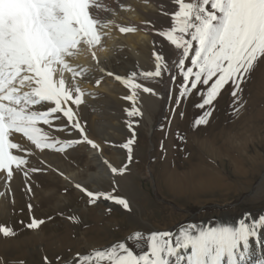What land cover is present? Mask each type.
Listing matches in <instances>:
<instances>
[{
	"label": "rangeland",
	"instance_id": "rangeland-1",
	"mask_svg": "<svg viewBox=\"0 0 264 264\" xmlns=\"http://www.w3.org/2000/svg\"><path fill=\"white\" fill-rule=\"evenodd\" d=\"M150 3L154 8L147 12L140 11L138 25H132L135 31H143L147 35V39L138 44V51L131 53L127 51L125 43L124 46L119 45L110 58L103 62L104 74L99 75L98 69L89 67L77 81L79 83L75 84L79 88H88V83L91 82L92 86L88 89H94V93L91 91L94 102L87 104L88 109L80 121L82 126H89L87 123L93 117L96 127L99 126L100 129L98 128L97 133L92 132L91 124L90 130H86L84 135L100 144L103 156L112 166L119 169L124 164L128 165L125 174H114V183L102 180L96 181L95 188L89 182L85 186L93 192H111L127 198L131 211L103 198L98 199L95 204H89V198L83 191L81 192L87 197V203H83L84 198L80 196L82 203L76 208L73 205L56 206L55 199L49 203L42 202L41 206L45 205L59 220L69 219L70 216L77 218L76 221H68L67 231L70 233L66 237L69 239L65 240L62 247L58 243L54 245L46 256L42 254L44 257L37 253L30 259L31 263L26 261L31 258V246L25 245L21 252L16 248L5 249L3 255L0 253V261L4 264H19L20 261L23 264H37L32 261L40 262L45 257L49 264H65L66 261L74 262L77 253L86 254L93 248L107 247L125 240L134 231L148 233L163 230L178 233L187 224L236 226L242 218L250 222L264 214V58L257 62L254 70L241 84L242 92L239 93L240 99L236 105H233L232 86L229 83L214 100V111L207 125L193 128L194 120L204 111L196 107L202 97L197 95V90H192L187 96L182 95V84L185 83L183 72L187 67H193V71L198 70L190 63L196 42H193L189 56L184 58L185 67L180 68L175 63L179 58L178 50L170 45L166 37L159 35V30L170 26L171 17L165 13L175 11L176 6L171 0H151ZM91 51L98 50L94 47ZM154 52L163 56L168 67L166 70L162 67L160 77L146 78L140 73L155 70ZM130 73H137L135 82L153 89L155 93L144 92L143 88L135 90V107L142 113L137 116H130L126 111L134 107L132 101L125 99L132 89L115 78L127 77ZM97 80H100L99 85ZM211 82L209 85H198V90L206 89ZM110 83L109 90H104L103 93L97 91L102 84L108 86ZM94 104L98 106L97 110H92ZM241 104L243 107H239ZM74 105L69 101L65 107H72L75 113ZM51 106L53 105L49 103L43 107ZM233 107L239 108L238 113L233 112ZM35 110H41L40 106H36ZM62 125H68L67 130H59ZM40 126L53 139L83 141L79 130L72 128L62 114L60 119H53L50 125ZM133 131L135 142L131 146L132 161L128 163L127 150L121 145L132 137ZM178 133L184 137L183 140L179 139ZM92 149L87 142H80L72 144L62 152L48 150L56 154L69 153L72 158L70 160L74 162V156L78 159L84 157L75 155L77 150L85 151L86 154L92 152ZM94 168L96 169L94 165H90L89 169ZM55 185L61 187L59 182ZM9 195L8 193L7 196ZM91 206L96 209L92 216L77 214L79 209ZM24 207L22 203L17 214H21ZM17 214L14 216L16 222ZM6 216L9 215L6 213L4 217L0 216V225L9 226V218ZM86 227L91 229L82 237L80 232ZM54 230H61V225H55ZM14 231L17 235L18 230ZM258 240L264 244V227L258 231L257 236L249 238L247 255L254 251ZM125 242L130 246L135 243L131 240ZM40 247L37 243L35 251L40 250ZM22 255L25 256L24 259H13ZM254 257L252 264H258L260 259L258 256ZM243 264H247L245 260Z\"/></svg>",
	"mask_w": 264,
	"mask_h": 264
},
{
	"label": "snow or ice",
	"instance_id": "snow-or-ice-1",
	"mask_svg": "<svg viewBox=\"0 0 264 264\" xmlns=\"http://www.w3.org/2000/svg\"><path fill=\"white\" fill-rule=\"evenodd\" d=\"M171 3L176 10L165 13L171 17L170 26L159 30V35L166 37L178 50L179 58L175 63L182 69L185 67L184 58L189 56L193 42H196L190 63L198 70L187 67L183 72L185 83L182 84V95L197 90V95L202 97L196 107L204 111L193 122L192 126L196 128L207 125L214 111V100L229 83L233 105L237 104L241 84L257 62L264 58V0H171ZM106 11L109 9L103 5V0H0V171L5 173L7 180L13 176V165L19 170L27 163L13 150L29 151L14 142L11 138L14 133L22 134L41 151L54 149L62 152L80 142L99 147L84 135V128L75 118L72 107H65L69 101L75 105L83 103L84 93L78 86L67 84L64 73H71L74 79L88 71L87 67L77 71L78 66H72L68 58L77 55L82 45L92 49L102 44L107 35L103 29L112 23L100 16ZM119 30L128 33L135 28L119 26ZM153 55L155 70L140 73L146 78L160 77L162 67L165 70L168 67L161 54L154 52ZM92 57L96 59L95 52ZM136 76L137 73H130L127 77H115L132 89L125 97L134 105L131 110H126L130 116L142 114L135 107L136 89L143 88L144 92L155 94L153 89L136 83ZM210 81V86L198 90V85H209ZM96 83L99 85L100 80ZM49 103L53 106L43 107ZM36 106L41 110H35ZM232 110L238 113L239 108L233 107ZM61 114L72 128L79 130L83 141L53 139L40 126L50 125L53 119H60ZM67 128L68 125H62L59 130ZM178 137L184 139L179 133ZM134 142L133 131L132 137L121 145L127 150L128 163L132 161ZM109 167L112 174L123 175L128 165L119 169ZM23 175L27 176L28 172ZM75 186L87 195L89 204L103 198L131 211L130 202L125 197L111 192H93L81 184ZM28 208L31 211L32 205L29 204ZM69 219L77 220L76 217ZM43 223L33 217L27 227L36 229ZM262 227L264 214L250 222L242 218L236 226L187 224L178 233L134 231L125 238L135 241L131 246L125 240L117 241L104 248H93L86 254L77 253L74 262L66 261L65 264H243L248 254L249 238L257 236ZM15 235L12 227L0 225V236ZM258 264H264V260Z\"/></svg>",
	"mask_w": 264,
	"mask_h": 264
},
{
	"label": "bare ground",
	"instance_id": "bare-ground-1",
	"mask_svg": "<svg viewBox=\"0 0 264 264\" xmlns=\"http://www.w3.org/2000/svg\"><path fill=\"white\" fill-rule=\"evenodd\" d=\"M103 2L105 6L109 9V11L102 12L100 16L103 19L112 21V23L109 24L108 27L103 29V31L107 33V35L103 37L102 44L100 46H95V49L98 50L97 52L95 51V56H96L95 60L92 57L93 51H91V49H89L88 46L86 45L81 46L80 51L78 52L77 55L68 58L72 66L74 67L78 66L77 71H79L80 68L83 67H87L88 69L89 67H93L98 69L99 75H102L104 74L103 62H105L106 60H108V58H110L114 49H116L119 45L121 44L123 45V43H125L127 51L129 50L131 51V53H136V50L138 49L137 46H139L138 44L142 40L147 39V35L143 33V31L141 32L137 30L132 34L129 33L123 34L120 32L119 26L132 27V25L133 26H136V24L138 25L139 12L140 11L147 12L150 9L154 8V5L150 3L151 0H103ZM58 75L59 74H57V76ZM64 78L67 84L75 85L79 83L77 81L81 79V76H77L73 79L72 74L65 71ZM120 81L122 82V80ZM91 84H92L91 82L90 84L88 83V88L89 87L91 88L92 86ZM110 85L111 83L108 84V86L106 84H102L97 91L99 93H103L105 92L104 90L106 91L109 90ZM251 85L253 86V84ZM88 88L82 86L81 89L84 93L83 103H81L80 105H74L76 108L75 117L79 120L80 123L82 117L85 116L86 109H88L87 104L90 102L91 103L94 102V100L92 99L93 98L92 94L94 93V89L93 87L90 90ZM91 91H93V93ZM253 97L255 98V96ZM97 108L98 106L94 104L92 110H97ZM87 124L89 126H82L84 128V132L86 130H90L91 124H93L92 132L97 133V131L100 129L99 126L96 127L95 120L93 119V117L90 118V122H88ZM49 133H51V131H49ZM11 138L14 140V142L19 143L23 149H27L29 151L25 152V151L13 150L14 154L21 155L23 158H25L27 160V163L25 165H22L19 170H17L15 168V165H13V176L11 180H7L5 173L3 171H0V216L2 218L7 213L9 215L8 217L6 216L7 218H9L8 225L12 227L13 230L15 229L18 230L17 235L13 237L0 236V250H1L0 253L3 255L4 250L9 248H16L19 252H21L22 248L25 245H28L31 246L32 251L30 252L31 258H28L29 260L26 259V261L30 262L34 258V255H37V253H40V256L42 254L46 256L47 255L46 253L51 251V248L54 245H57L58 243L62 247V244H64L65 240L69 239L66 237V235L68 236V234L70 233V231L69 233L67 231V229H69L68 228L69 219L59 220L58 218H56V216H54V214H52V211H50V209H48L45 205L41 206L42 202L49 203V201L55 199L56 206L63 205V207H65V205L68 206L73 205L75 206L74 208H76V206L82 203V201H80L81 198H84L83 203H87V197L84 195V193L81 192L80 189H78L75 186L76 184H81L83 187L86 188L85 184L86 182H89V184L91 186H94L95 188L94 184H96V181L108 180L114 183L115 177L114 174L110 172L109 165H111V163L105 156H103L102 148L98 143L96 144L99 145V147L93 148L92 152L90 153L85 154V151L77 150L75 155L76 154L78 156L83 155L84 157L78 159L76 156H74L75 161L73 162L70 160L71 157L69 153L56 154L54 152L49 151L48 149H45L43 151L36 149L31 142H29L26 138L22 136V134L14 133ZM90 165H94L96 169L94 168L90 170L89 169ZM31 169H39V171H31ZM23 172H28V175L24 176ZM58 182L61 184V187H59V185H55V183ZM29 187L31 188V191L28 190ZM65 188H72L73 190L70 191ZM8 193L10 194L9 196H7ZM8 199L9 201H7ZM22 203L25 206L23 209L24 212L21 210L22 213L17 214L18 213L17 209H21ZM29 204L32 205L31 211H29L28 208ZM95 210L96 209L91 206L90 208L87 209H83V208L79 209L78 210L79 213L77 214L85 217L86 215L92 216V214L94 213L93 211ZM15 214H17L16 215L17 222L15 221L16 219L14 220ZM33 217L36 219L43 220L44 223L41 224L39 228L36 229L28 228L27 224L31 222V219ZM49 217H51V219H49ZM57 224L61 225V230L58 231L54 230V226ZM90 229L91 227H86L82 232H80L82 237H85L84 235H86V233ZM258 241L259 242H256L254 245V251H252L249 255H247L245 259V263L252 264L253 263L252 258L255 256V254H256L255 257L258 256L260 260H264V244H262L260 240ZM37 243H39L41 247L40 250L35 251V245ZM58 250L59 249H56V251ZM21 258L24 259L25 256L24 255L15 256L13 259L17 260ZM3 259L4 257L2 256L1 260ZM42 260L43 262H46V264H49L48 260L45 261L44 259H41L40 262L32 261V263L44 264ZM0 264H4V262L0 261Z\"/></svg>",
	"mask_w": 264,
	"mask_h": 264
}]
</instances>
